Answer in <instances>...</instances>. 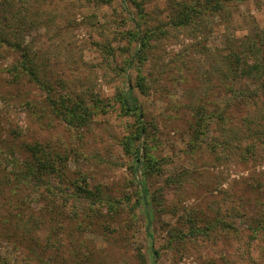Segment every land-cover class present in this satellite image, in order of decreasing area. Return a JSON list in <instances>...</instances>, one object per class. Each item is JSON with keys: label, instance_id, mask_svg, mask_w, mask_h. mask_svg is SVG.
Listing matches in <instances>:
<instances>
[{"label": "rangeland", "instance_id": "obj_1", "mask_svg": "<svg viewBox=\"0 0 264 264\" xmlns=\"http://www.w3.org/2000/svg\"><path fill=\"white\" fill-rule=\"evenodd\" d=\"M4 1L14 5L4 28L37 79L6 71L20 56L0 42V264H264V228L248 230L264 212V135L244 120L264 111L227 107L254 84L224 63L243 40H264V0L185 26L171 23L181 0ZM130 89L141 117L118 102ZM60 95L99 105L74 127L53 107ZM195 106L211 114L193 143ZM34 142L65 157L59 172L17 175Z\"/></svg>", "mask_w": 264, "mask_h": 264}, {"label": "trees", "instance_id": "obj_2", "mask_svg": "<svg viewBox=\"0 0 264 264\" xmlns=\"http://www.w3.org/2000/svg\"><path fill=\"white\" fill-rule=\"evenodd\" d=\"M94 1L110 2L111 0ZM235 1L241 0H193V2L187 0L178 1L175 4L176 6H174V12L171 18V23L172 25L176 26H185L189 24V22L196 20V17H198L200 12L203 13L205 11H209L215 13L216 11L223 10L227 4L233 3ZM10 2L11 1H4L3 3H0V42H5L13 50L19 52L20 57L17 59L14 65H11L6 71H12L13 69L16 70L17 68H20L27 74L33 75L34 78L37 79V69L32 58L29 55L28 49H25L26 47H24L21 42L19 43L18 41L14 40L11 31H7L4 28V25L10 27L6 24L7 22H9L8 19H10V15L13 12L14 5H10ZM258 39L260 40L258 41ZM241 45L242 47L238 46L239 48L231 49L230 51H228L227 55L225 56L224 63L227 64V69L232 78L236 80H239L241 78L245 81L250 80V82H253L254 88L238 89L237 91L239 93L233 97V103L229 102L226 105L227 107L235 105L239 109L240 107H249L251 105H256L260 106L258 108L261 109L263 112L264 78L261 77L260 79V76L264 75L263 63H256L257 59H254V63H248L246 61V58H251L250 54L256 55L257 53H260L262 56H264V40L258 37L248 38L246 40H243L241 42ZM12 77L15 81L19 80L13 74ZM130 91L131 89L125 93H119L118 102L121 104V108L124 109L126 113L138 115V117H141V107L138 104L136 97L131 94ZM58 99L51 100L54 105H56L53 107L67 124L74 127L85 126L90 121L92 116L96 113L95 110L99 105L98 102L95 103V101L91 105H88L86 101L80 98L74 99L73 97L64 95H60ZM210 114L211 113H203L202 107L195 106L194 115H196V117H194V121L191 126V135L193 136V143H195L194 137L197 138L199 136V132L202 131L200 129H202V127L204 128L205 124H207V119L208 117H210ZM256 116L257 119H254L252 117L250 120H244L246 121L245 126L247 127V129L251 130L249 134L251 133L258 137V134L260 136L264 135V115L260 114V117H258L259 115ZM144 132L145 127L140 123L139 127H136L135 132L130 134V136H127L126 144L132 147L131 141L139 140ZM24 148V151H27L32 159L31 162L29 160L25 162L24 166L19 169L17 175H20L26 178L27 180H40L41 175L53 173L54 171L59 172V167H57V165L53 161L58 163V161L62 162L65 160L64 156L56 152L55 154H52V151H50L51 149L48 150L39 142L29 144L25 143ZM127 150H129V147H127ZM129 152H131L132 155L135 154L136 160H139L138 147H135L132 151L130 150ZM144 157L145 162H148V160L150 161L152 158V156L148 155L146 152H144ZM152 160V162H154L153 158ZM76 189H81V187L76 186ZM252 189H261V184L257 181V184L253 185ZM84 192L89 193L90 196H100L98 190L96 191V193H93L89 190H84ZM109 205L112 206L113 214H115L117 210L115 207H113V203H109ZM255 218V222L248 225V230L251 231L252 238H256L258 232L264 228V212L261 213L259 217ZM227 228H230L232 230L234 229L231 227V225H228ZM236 232L238 233L239 229H236ZM179 236L181 237V233H179Z\"/></svg>", "mask_w": 264, "mask_h": 264}]
</instances>
